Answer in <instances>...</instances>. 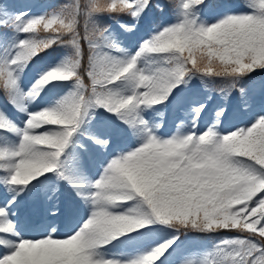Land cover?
Instances as JSON below:
<instances>
[{"label": "snow or ice", "instance_id": "snow-or-ice-1", "mask_svg": "<svg viewBox=\"0 0 264 264\" xmlns=\"http://www.w3.org/2000/svg\"><path fill=\"white\" fill-rule=\"evenodd\" d=\"M209 6L71 0L30 15L0 3V93L22 114L0 109V264H170L193 234L220 238L184 264H264V0H247V10L218 0L211 23L202 19ZM169 10L175 21L151 28L134 50L101 23L109 17L132 34ZM37 63L43 67L25 91L23 76ZM197 80L209 94L186 100ZM216 91L222 103L212 107ZM41 93L54 98L29 111ZM170 97L177 107L187 102L189 123L165 136L145 114L160 115ZM233 97L234 115L249 119L224 129ZM99 109L134 143L109 155L93 178L82 138L103 152L111 147L110 136L87 131ZM61 182L82 201L70 231L58 236L48 224L26 237L16 217L22 200L41 195L54 220Z\"/></svg>", "mask_w": 264, "mask_h": 264}, {"label": "rangeland", "instance_id": "rangeland-1", "mask_svg": "<svg viewBox=\"0 0 264 264\" xmlns=\"http://www.w3.org/2000/svg\"><path fill=\"white\" fill-rule=\"evenodd\" d=\"M65 2H71V0H0V3H7L9 5L10 11L14 12L17 10H27L29 11L30 15H42L46 11L51 12L52 10L58 8ZM162 2H164V0H162ZM217 2L218 0L210 2L211 6L204 9V12L202 14L203 20L208 21L210 23L215 22V17L218 15L220 11V9L215 6ZM246 4H247V0H244L242 3H236V5L239 6V10H247ZM119 19L120 22L122 23H128V21H124L122 18ZM174 21H175V16L172 13L165 15L155 14L153 17V21L151 23L148 20L144 21L138 26L137 31L132 34L122 33V30L119 28V25L116 23V21L109 17H104L101 20V23L111 27L114 31L121 33V40L123 42L122 46L127 47L129 50L132 49L134 50L137 44L147 36L151 28H155L161 24H167ZM129 22H131V20ZM65 51H66L65 49L58 48L54 55L60 56L62 58V54ZM41 67H43V64L37 63L33 65L29 70H26L25 75L23 76V83L25 85V88L29 85L31 79L38 75V72L41 69ZM189 88H191L192 91L185 93L186 100L192 98L193 95L196 93L202 94L203 96L209 94L208 89H205L204 86L198 80L194 81L192 85H189ZM211 95L213 96L212 102L216 104V106L222 103L220 93L218 91L212 92ZM53 98H54L53 93H47V94L41 93V97L38 98V100L29 107V111L39 110L40 107L47 106L49 101L52 100ZM237 104H238L237 99L235 97L231 98V103L229 107V117L227 121H223L224 129H230L235 124H238L239 126L240 124H243L244 121L246 122L248 121L249 117L246 115L243 114L234 115L236 113ZM157 107L161 110L160 115H156L153 117L152 114L146 113L145 118L154 119L155 123H161L162 124L161 129L166 133L165 136H167V134L169 135L174 133L176 131V126L178 125L183 124L185 128L187 127L189 123V118L186 115V111L188 107L186 101L180 107H177L173 98L170 97L167 107H164L163 105ZM0 109H3L6 113H8L10 117L13 118L19 119V116L22 115L20 113L15 112L16 111L15 109H14L15 111L13 110L12 105L9 104L4 99L2 93H0ZM166 116H168L169 120L166 119ZM210 119L211 116L205 117V119L201 121V128H204V126L208 124V121ZM87 131L99 135L107 134L108 136L111 137L112 147L109 149L108 152H103V155L100 153L101 150L98 147L91 145L87 141L86 136L82 138L83 142L85 143L91 154V164L89 167V174L91 176L93 175L92 176L93 178H97L96 174H93L94 171L97 173L100 170L99 166L106 161L109 155H111L116 151L127 149L128 147H131L133 143L132 141L131 144L129 143L130 139L127 138L128 137L127 134L122 130L120 122L116 120L114 116H111L109 113L105 112L103 109L97 110L91 125L87 126ZM121 139L123 140L124 145L120 144ZM66 185H67L66 183L61 182L62 189H64ZM67 190H66V194L68 196L70 194V196L74 198V201L72 200L68 201L67 198L65 204L66 205L71 204V206H76L78 203V205L81 207L82 201H80L79 198L75 196V194L72 192L70 187H68ZM30 198H32V195L25 196V198L21 203L28 201L30 203ZM77 198H78V202L76 201ZM39 201L44 202L46 203L47 206H49V202L45 201L41 195H38V198L32 204L30 203V206L37 208ZM24 210H25L24 203L20 204V208L16 213V217L18 218L20 215L21 218L18 219L19 226L21 228V231L22 232L24 231V235L26 237L31 238L34 236H39L41 234L39 230H41L42 232L43 228L48 224H51L53 227L56 226L55 224L56 219L52 220L48 218V216L28 222L22 216ZM70 212H73V214L75 213V211H70ZM74 223H75L74 219L72 220L68 219L66 224L69 227H67L66 229L64 228L58 230L57 235L58 236L65 235L68 231H70L71 229L70 227ZM39 226L41 229L39 228ZM59 231H60V235H59ZM28 233L30 235H28ZM219 238H220L219 236L207 237L206 239L203 240H199L191 236L183 238L184 243L182 244L181 248L178 249L177 252L174 253L172 257H170V264H184V262L188 260L199 261L203 259L204 254L206 253V251H208L211 248L212 243ZM149 242L151 243L152 241Z\"/></svg>", "mask_w": 264, "mask_h": 264}, {"label": "bare ground", "instance_id": "bare-ground-1", "mask_svg": "<svg viewBox=\"0 0 264 264\" xmlns=\"http://www.w3.org/2000/svg\"><path fill=\"white\" fill-rule=\"evenodd\" d=\"M34 82V80H32L31 82H30V86H31V84ZM26 91V90H25ZM196 94H199V93H196ZM201 97L203 96L202 94H199ZM190 97H192V96H190ZM210 105L212 106V107H216V104H214L213 102H211L210 101ZM209 116H211V115H209ZM166 119L167 120H169L168 119V116H166ZM225 121H227V120H225ZM247 122L246 121H244L243 122V124H240L239 126L240 127H244L245 126V124H246ZM224 126V125H223ZM168 135V134H167ZM128 138V137H127ZM130 144H131V140H130V142H129ZM132 143H134V141H132ZM120 144H122V145H124V142H123V140L121 139V143ZM112 147V146H111ZM110 147V148H111ZM93 172V171H92ZM93 174H96V172L94 171V173ZM93 176V175H92ZM68 187H70V186H68V185H66L65 187H64V189H62V187H61V197H64L63 199L64 200H66V197L68 198V201L69 200H72V201H74V198L72 197V196H70V194H69V196L66 194V190L68 189ZM68 191V190H67ZM28 198V197H27ZM38 198V194H36L35 196L34 195H32V198H30V203L32 204L36 199ZM23 201V200H22ZM71 202V201H70ZM30 203H29V201L28 202H25L24 203V205H25V209L26 210H28L29 208H31V210H29L28 212H26L25 214H26V217H28V219H37V218H39V217H42V216H44V215H42V213L41 212H44V213H47V208L49 207V206H45L44 205V208H43V211H41L40 210V214L38 215V213H34V211H35V208L33 207V206H30ZM22 204V203H21ZM81 208V207H80ZM25 212V210L23 211V213ZM70 213L68 212V211H63V212H61V216H60V218H59V223L54 227L55 229H56V231H58L59 229H60V226H61V222H62V220H64V217L63 216H70L69 215ZM72 215H71V219L70 220H72V219H75V218H73V217H75L76 215H74L73 213H71ZM20 216V215H19ZM47 216H48V213H47ZM49 217V216H48ZM18 219H20L19 217H18ZM25 219V218H24ZM28 219L26 218L25 220H27L28 221ZM67 222H66V220H64V225L62 224V228H67V227H69V226H67V224H66ZM48 224V223H47ZM70 225V224H69ZM53 227V226H52ZM39 228H40V226H39ZM71 228V227H70ZM41 229V228H40ZM50 230V229H49ZM40 231V233H42L41 232V230H39ZM64 232V231H63ZM23 233H24V231H23ZM39 233V234H40ZM28 235H30L29 233H28ZM37 235H38V233H37ZM59 235H60V231H59Z\"/></svg>", "mask_w": 264, "mask_h": 264}]
</instances>
